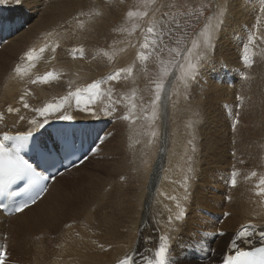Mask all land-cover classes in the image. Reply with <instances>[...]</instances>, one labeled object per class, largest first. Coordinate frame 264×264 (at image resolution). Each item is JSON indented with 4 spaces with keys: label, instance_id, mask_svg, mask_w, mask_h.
Returning a JSON list of instances; mask_svg holds the SVG:
<instances>
[{
    "label": "rangeland",
    "instance_id": "rangeland-1",
    "mask_svg": "<svg viewBox=\"0 0 264 264\" xmlns=\"http://www.w3.org/2000/svg\"><path fill=\"white\" fill-rule=\"evenodd\" d=\"M39 1L41 3H39ZM39 1L38 0H25L23 7H16L11 2L5 4L8 6H5V5L0 6V26L2 28L7 26L8 22L14 21L15 9H19L18 12H21L22 14L25 15L24 18H22L19 22L20 26H18L15 30H12L14 32L11 34V36H7V37H3V38L0 37V45H1V43H3V45L0 46V60L4 59L3 62L0 61V66L2 65L0 67V103H1L0 114H4V115L7 114L8 113L7 108L13 104V102H11L9 100V96H7V94H6V90H10L12 88V87L8 86V82H7L6 78L9 74L12 73L16 64L21 62L23 54L26 52L25 50H20V51H17L13 55H8V54H5L6 49L3 50V47L7 46V43L13 39L12 37H14V36L16 37V36H18L17 34L24 33L30 25L34 24V22L37 21L39 16L43 12H45V9H47L48 5L50 4L49 1H52V0H42V1L39 0ZM104 1L105 2L111 1L112 3H116L117 0H104ZM258 1L260 2V0H255V3H253V4L256 5V3H257V5L259 6L258 13H261L259 11V9H260L261 5L264 4V1L260 2V4ZM121 2L125 3L124 12H122L120 14L121 16L117 17L114 22H111L112 19L110 20L109 25L113 29L110 32V30L107 29L109 25H107V28L104 30V33L106 35L105 37L112 36V38H118L120 40L119 41L120 44H125L126 46L128 45L127 47L125 45H123V47H122L123 49L119 52L120 55L121 54L123 55V53H125V56L126 55L127 56L124 57L125 59H123L124 61H122V63H120L121 65L118 69H121V68L126 69L128 67L133 68V67L139 66V69L136 68V70L138 72H140V76L138 77V74H136L137 78L135 76H133V79L134 80L136 79L135 81L134 80H131V82H130V80L128 81L127 79H129V78L126 79L127 75L124 74L120 80L124 79L127 81L123 82V84L121 82H119L120 80L118 82H115V81L108 82V83L104 82V79H106L108 74L112 73L111 71H115V69H112L110 71L108 69L109 68L111 69V66L114 65V63L118 59L119 54L116 51L115 53L110 52L109 54L104 55L100 52V50L107 49V48L110 49L111 46L116 48L118 46L119 42H118V44L114 42L115 44L108 45V46L105 44L95 46L96 49L93 51H87L86 46L84 47L82 45H78V47L80 46L79 48H82L84 51L82 58L79 55H77V58L74 59L73 56L71 55V50H69V51L62 50L63 55L60 59V62H62V60H64L67 64V61L76 60L74 62H80V63L88 64L89 70L86 71L83 69L82 72H84L86 74L90 73V74H88V75H90L89 79L87 78V79L81 80L83 78V76H75L74 80H72V81L68 80V83H69L68 87H67L68 83L66 81H63V80L60 81L59 85L56 83L50 82L48 84H39L38 83V84L33 85V84L29 83L28 85L22 84L20 87L14 86L15 89L12 92V94L24 96V92L27 91L29 93L27 95V97H30L29 100L32 104L33 103L34 104L35 103H37V104H48V103H52V102H58L59 98L63 96L62 91L65 92L66 94H68L69 91L75 92L77 89L82 91L81 99L88 101V93L83 91V89L87 88L88 82H90V81L99 82L100 86H106V87L110 86L112 88L113 87L115 88V89H113L114 91L112 92L111 103H112V100L118 99L121 96L129 98V99L122 100L121 104L116 106V108H117L116 113L114 112L112 115H109V116L105 115L106 117H104L103 120H99V121L95 120L97 124L94 123V121L91 122V123H94L93 125L90 124L89 121L85 122L84 127H86V128L91 127V129L94 131L93 132V140H92V144H91V146L93 148H92L90 154L83 161H81L80 163L75 165L71 171L65 172V174L63 173L64 176L61 175L62 177L57 178V180L54 183V186L55 185L59 186V187H56V186L55 187L58 188L60 192L61 191H62V193L64 192L62 187H64V190H66V192H65L66 195H64V197H65L64 204L66 205L65 214H67V212H69V210H73V211L78 210L79 211L80 208L84 207L87 203L89 204L90 203L89 201L91 200L92 202L90 204V207L92 205V209L94 210L93 215L91 216L90 213H88V216L82 215L78 219L77 222H75L73 224L70 223L69 226L64 225L65 220L68 219V218H65L61 221L63 223H61L59 225L60 227L61 226L62 227L65 226V227L60 229L58 232L49 233V234H46L45 236L43 234L34 235L32 237L33 241H30L27 244H25V250H24L25 253L23 252L21 254V259H22L24 264H34L32 262L33 260L31 259V257H32L31 255L36 254V251L42 252V250H43L44 256L42 258L41 264H48V263L61 264V263H63L64 258L66 257L65 254L69 253V251L74 247L75 243L80 242V241H85L88 244V247H89V245H91V243L93 241H95L94 243L97 242L99 244L100 239L107 238V236L104 234V232L100 231V229L106 227V228H109L110 230H112L114 228V224H116L118 219H120L123 216L122 210L125 209L124 214L127 213L126 208L133 207L135 209H138L137 210V217L140 218V216L142 215V211H143L142 207L143 206L145 207V203L149 200V195L151 193V189H154L153 183L150 186H149V184H150V180L154 179L155 172L157 170V169H155L156 165H157V158L159 156V153L161 152V148H159V144L162 141L161 136L164 135V131H166V146L167 147L169 146V143H171V141L174 140L175 133L179 131L184 136V140L183 141L177 140L175 142L180 143L181 150H182V147L184 150L185 146L186 147H190L191 145L192 146H200V149H201L200 153L201 152L202 153L199 155H202V154L206 153L205 151L208 149L207 148L209 145L208 143H210L208 141H211V137H213V136H210L209 134L218 133V131H219L218 130L216 132V130H215L216 124L218 126H220L221 122L222 123L225 122V124L223 123V125H225L226 131L228 132V133L227 132L226 133L228 135H230V131H231V129H233V127H232L233 120L238 119L239 124H237L235 128L246 129V132L243 133L244 138L248 141H253V137H252L253 133L247 132L249 125L246 121L249 119L248 116L250 114V112H249L250 109H249L248 105L250 104V102H253V100L255 101L254 103L256 104L255 99L260 98V95L262 98L260 100V102L262 101V103L264 105V82H263L264 81V75L261 72V75L259 76L258 75L259 72L255 73V70H253L254 71L253 72L252 69H254V67L257 66L258 64H260L262 66L263 62L262 61L255 62L253 56L249 57V54L240 53V51H239V50H241V46H242L241 45V39L243 40L244 36L246 35V33H247L248 29L251 27V25L248 24V26H250V27L247 28V24L238 23L241 25V26L239 25L240 26L239 27L240 34H237V35L234 33L229 34L230 30H226V31H222V34H223L222 36H224L225 38H220V36L218 35V41L221 40V42H222V47H220L221 51L218 49L219 45H217V48L215 46L216 54L214 55L213 63L211 64V66L206 67V69L202 72V75L200 77L199 82L196 83L195 85H193L194 89L192 88L193 87L192 86L186 92L183 90L182 87H179V81L177 79H172L171 84L167 85L168 90H167V100H166V112L161 111L159 114V117L153 122L151 119V111H149V113H148L149 114L148 119L145 120L142 118V117H144V114H143V112H141L142 111L141 109H142V107H149L150 108V106H148L149 104H147V103H148L149 99L152 97V95H151L152 94L151 90L153 89L152 81H156L159 79V74H160L159 69L161 66L160 61L161 60L162 61H168V60L173 58L174 54H169L167 49H165L164 52H162L160 54L159 59L157 58V56L155 54H153L145 62L141 63V61L137 60V53L141 51L139 45L141 43H143L144 36L146 35V27H147L146 21L150 18L155 23L157 30L159 31L163 27L164 24H170L173 16H175V19H177L181 22V24L184 27V30L187 32L188 35L185 36L181 40V33L179 31H177L173 35L171 40H169L167 37H165L164 43L166 45H168L169 47H179L182 49L185 46V44H187L189 42L190 39L195 38L194 33L197 30H203V25L205 23L204 17H200L199 20L197 21L195 19V17L193 15H190V14L196 12L199 9L200 5L207 3V0H155V3L151 6H149V9H148L150 12V17L145 18V20H143V21L140 20L139 18L129 19L126 16V13L129 10L143 11L145 9L146 4H147V0H121ZM251 2H252V0H251ZM213 3L217 4L221 9H225L230 5V4H227V0H213ZM165 12L169 13V15L167 17H164L162 15ZM207 14L208 13L205 12V15H207ZM70 15H72L71 16L72 18H75L74 19L75 21H76V19H79V16H80L79 14L77 15L76 12H74ZM246 16L251 17L248 12H246ZM254 17L255 16L253 14V18ZM251 20L252 19L245 20V21L247 23H250ZM234 22L237 23L236 20ZM236 23H232L233 25L231 27H234V25ZM11 25L12 24H10L9 27H11ZM135 25H139L140 27H137L136 30L133 31V27ZM188 25H191V27H189ZM261 25H264V18L261 19ZM9 27H8V29H9ZM231 27H229V28H231ZM141 28H144L145 31H142ZM232 35H233V38L231 37ZM120 36H121V38H120ZM230 37H231L232 41L230 40ZM8 39H9V41L6 44H4L5 41ZM130 39H132V40H130ZM236 39L239 41H236ZM176 40H181V43L179 45H176L174 43V41H176ZM231 42L233 43L232 44L233 47L235 45H238L237 46V52H236V54L238 53L237 56L234 53V48L233 47L231 48V46H229V43L231 44ZM68 43L71 44L70 41H68L65 44L63 43V45L71 47L72 45H69ZM72 43L74 44V42H72ZM113 45H115V46H113ZM128 47L130 49H128ZM124 48H125V50H124ZM127 49H128V51H130V53L127 52ZM144 51H150V50H144ZM230 51H232V52H230ZM214 52H215V49H214ZM226 54H227L228 59L230 58L232 62H228L227 60L222 59L221 56L226 55ZM231 54H232V56H231ZM129 55H130V57H129ZM244 55L248 56V59L250 60L249 62L252 63L251 67H247L245 65V63H243L242 57ZM234 56L238 57V58H235ZM93 57L99 58L98 60L100 62L105 63L106 68H104V69L101 68L100 70H103L101 73L97 72L98 67H96L95 64L92 63L91 58H93ZM239 59H240V61H239ZM82 60H83V62H82ZM139 62H140V65H139ZM97 64L100 65L98 62H97ZM122 64H124V65H122ZM220 65L222 66V68L224 70L226 69V72H227V73L221 74L220 75L221 77H223L224 75H226L228 73L230 74V72L238 73V74H236V77H239V78L234 77L236 80L233 78L234 80H232V81L229 80L226 84L228 87H230V89L236 88L238 90H241L243 93H246V95L244 96V100H243L242 92H239V94H237L236 97L234 98V100L232 101V104H227L228 102L225 103V100L223 98H221V99L217 98V99L213 100L212 107L206 106L207 109L210 108V111L209 112L204 111V110H203L204 112L200 111V113H198L194 118H192L193 119L192 121L188 119L190 117V115H188V114L184 113L183 115H179L178 111L176 110V103H177V99H178L177 94L180 93V89L182 90V95H183L181 97V99H187L188 97L190 98L192 95H193V97L195 95H201V94L203 95V93H206L207 89L211 85V82H215L217 84V81H218V79H217L218 73L217 72L221 68ZM235 65H237V66H235ZM79 66L83 67L82 65H79ZM65 72H66V70H65ZM177 75H179V69H177ZM141 76H142V78H140ZM245 77H247V78H245ZM252 77H254V80ZM255 78L262 85L260 92L257 91V89H256L257 87L254 89L253 84H255ZM134 82L136 85L133 84ZM258 82H257V84H258ZM219 83H220V81H219ZM131 84H132V86H131ZM139 84H140V86H139ZM71 86L76 87V88H72ZM134 86H137V88L136 87L134 88L136 91L133 90ZM249 86L253 87V88L250 89ZM117 87H119V88H117ZM124 87H126V88H124ZM120 88H124V90L125 89L126 90L120 91L119 90ZM246 88H247V90H246ZM175 90H179V92H177V94H176ZM208 90L210 91V89H208ZM250 90H251V92H250ZM132 91L135 92V96H136L135 100L136 101L130 100V98L133 94ZM252 91H253V93H252ZM126 92H128V94ZM12 94H10V95H12ZM253 94H254V96H253ZM257 95H258V97H257ZM251 96H253V97H251ZM136 98H138V99H136ZM141 98H142V100H141ZM246 98L247 99L249 98V100H247ZM11 99L13 100V98H11ZM52 99H55V100L53 101ZM175 99H176V101H175ZM181 99H180V101H181ZM205 100H206V97L203 99L204 103H206ZM127 101L128 102L131 101V102L127 103ZM71 102H73V100H71ZM140 102L142 105L140 104ZM131 103H135L136 105L137 104L138 105L135 109H133V108H130L129 104H131ZM29 105H30V103H29ZM88 105H89V103H88ZM124 106L126 108L128 107L130 109L128 110V108L126 109ZM37 107L33 106L32 109H35ZM82 107H84V106H82ZM245 108H246V110H245ZM132 109L134 110V112ZM138 110H140V111H138ZM62 111L64 112V114L70 115L73 117H85V118H87L85 115H90V113L88 111H80L79 108L77 107V105H75V104L72 107H67L65 105V107ZM121 111L123 114L121 113ZM123 111H125V112H123ZM137 112L138 113L140 112L143 116L140 113L138 114ZM125 113L126 114L128 113L127 114L128 116L130 115V117L133 116L134 118H131L129 120L123 119L122 117L125 116ZM131 113L133 115H131ZM119 115L121 117H119ZM119 118H121V119H119ZM119 121H120V123H119ZM134 121L136 122V124L138 122H140V123L142 122L141 124L144 125L143 126L144 131L146 132V134L148 135V137L150 139V145L146 146L144 148V152H143L144 159H142L140 162L139 175L142 178L141 181H143L142 185H137L134 182L133 177H135V173L132 175V173H130V171H129V169L132 167V165H131L132 163L124 162V164H123V162H122L124 159L123 157H124V153H125V148H124L125 137H126L125 135H127V131L132 127V126H130L132 123H133V125H136L134 123ZM193 121H195L196 126L198 128L197 129L198 132H197L196 136H193V134L188 135L187 132L185 133V130L188 127H190V129L192 128L194 130V126H191ZM129 122H130V125H128ZM118 123H119V125H117ZM49 125L50 124H46L44 129H47V127ZM255 126H257L256 127V131L258 132L257 136L258 135L261 136V137L259 136L258 139L256 137V139L258 141H260L263 139L262 137H264L263 136L264 135V121L258 122L257 125H255ZM49 127H52V126H49ZM252 128H254L253 125H252ZM250 129H251V127H250ZM40 130L43 131L42 129H40ZM153 131H155L157 133V135L155 137L151 136V133ZM108 132H109V134L106 137ZM39 133L42 134L41 132H39ZM45 134H46V131H45ZM155 139H157V140L155 141ZM217 139L219 140V138H217ZM227 139H228V137H227ZM206 140L208 143L206 142ZM189 141H191V143H189ZM220 142H221V140H220ZM246 145L247 146L237 145V148L240 150L239 156L233 155V150H230V154H232L231 155L232 156L231 157L232 163L231 162H229V163L220 162V161H225L226 158L228 160H230L231 158H230V156H228L224 159L223 158L220 159L217 164L216 163L208 164V162H203V163H201L200 167L199 166L195 167L196 172H197V170L200 171L199 170L200 168L203 171L208 169V171H206L207 173H205L206 176H208L209 171L212 169V178L210 179V178L206 177L205 179H203L202 176L198 177V175H200L201 172H200V174H198V173L196 174L194 171L195 176L188 182L187 191L189 189H191V193H192L194 187H195L194 190H196L194 192L193 204H191V207L189 208L190 209L189 213H192L191 208L196 207L195 204L197 206H200L201 207L200 210L202 209V211L200 212L198 222H196V224L195 223L189 224L190 227L192 228V230L191 229L188 230L186 228L184 230V235L182 236V240L181 241L177 240V242H176L177 245H175V246L181 247L182 244H186V243H190V242L194 246H198L202 239H203L204 243L209 242L208 244L212 246V243L214 245L215 244L214 242L217 240V238L220 237L219 238V241H220L222 236H219L218 233L225 231V228H221L220 226H222L223 220L230 216V214H229L230 210L224 211V207L226 205V201H224V200H228V198H229L228 201H230V203L232 202L231 203L232 206H235L236 201H241L244 198V202L246 201V209L243 212L247 211L250 213V215H249L250 219L249 220L252 222L257 221L258 225L264 224V212L257 219L251 214L252 206L256 207L257 209H260L261 211H264V206H262L260 204L259 198H257V197L251 198L252 195H251V197H246V193L243 194V191L245 189L246 190L244 192H247V189H248V191H255L254 185L258 182L259 178L264 177V155L262 154L263 162L258 161L257 156H259L260 154L256 155L255 152L249 150V148H246V147H250L252 145V150L255 151L256 146H254L253 143L249 144V142H247ZM169 150H170V148L167 151L168 153H169ZM174 154L177 155L178 151L173 150L170 155H167L166 163H165L164 167L162 165V167L159 171V173H160L159 174V182L157 183L156 188L153 190V192L151 194L152 195L151 199L148 203L149 205H148L147 216L149 217V214H150L151 215L150 219L152 217V219L155 220V223L158 222V223L163 224L164 226L166 224L167 217L171 214L169 212V209H172L173 213L175 211H177V209L175 208V203L177 201L181 203V205H182V207H184V209H186L187 208V202H188L189 197H190L187 194V192H185V189L183 186L181 188H177V186L175 185V186H170V188L168 189V185H170L171 183L166 184L165 186H163L161 188V190L158 189V191H156L157 187L160 185L161 177H162V179L166 178V175L164 173L162 175V171L164 172L170 167L169 165L173 162L172 158L174 157ZM200 157H202V156H200ZM204 157L207 160L208 158H210V154L208 155L206 153L204 155ZM185 161L187 162V164L189 166L192 167V165H191L192 162L189 164V160H185ZM241 161H243V163H241ZM114 162H115V165H114ZM177 165H181V163L179 162V163H177ZM222 168H223V172H222ZM116 170H118V171L116 172ZM233 171L238 173L237 186L236 187H232L229 183L230 174ZM253 171L257 172V177L251 176V173ZM217 174H218V176H217ZM182 175L183 174L178 176L179 179L182 178L181 180L184 179V176L182 177ZM185 176H188V172L185 173ZM244 176H246V178H244ZM121 177H123L124 179H121ZM173 179H176V178H173ZM249 179H251L252 181ZM118 180L120 181V184L124 183V182L130 183V186L128 189V197L130 198V203L127 201H124L123 198L121 201H119V199L117 198L116 195H110L111 192H115L116 190H118L121 193V188L116 183V181H118ZM110 182H111V184H114V186L110 187V184H108ZM238 183H240V184H238ZM250 185H251V187H250ZM248 186H249V188H248ZM167 189H168V193H169V195L167 197L175 196L176 201L169 200V199H167V197L162 195L163 192H165ZM225 189H227L226 192H228V194L221 196L220 194L222 192H224ZM107 190H109V191H107ZM99 191H106L107 194L105 192L99 193ZM95 192L96 193L98 192L99 194L95 195L94 194ZM196 192H197V194H196ZM198 192H200V194L197 197ZM238 192H240V193L238 194ZM237 195L239 196V198ZM97 196H99V197H97ZM100 196H101V198H100ZM185 196H187V199H184ZM242 196H243V198H242ZM107 198H108V200H107ZM105 200H107V201H105ZM43 202H45V201H43ZM43 202H42V204H43ZM142 202H143V204H142ZM153 202H155V203H153ZM156 203L158 204V207L154 206V205H156ZM204 203H206V204H204ZM100 204H102V205H100ZM41 205H40V208H41ZM213 209L214 210L222 209V210L220 211V213H216V212L212 211ZM225 209H228V207H225ZM130 210L132 211L133 209L131 208ZM209 210L212 212L209 213L208 212ZM129 211H128V213H129ZM131 211L129 213V215H131V217L125 216L124 219L122 217V223L123 224L128 222L129 219L133 217L132 215H134V214H132ZM187 213H188V210L186 211V214ZM109 214H111V216H109ZM139 214H140V216H139ZM100 216H101V219H100ZM19 218L20 217L17 218L18 220H15V219L14 220L5 219L4 221L0 220V222L2 223V225L0 226V240H1L0 242L3 246H6V249H7V259H6L7 264L12 263L14 258L17 256L16 255L17 249L12 245L9 248V245L12 244V241H10L11 240L10 239L11 238L10 237L11 232H8V233L6 232L8 230L7 228L10 225H13V223L16 221L26 220V223L28 225V223H31L30 222L31 219L33 220L30 213H28V212L25 213V216L23 214L21 216V218L20 219ZM71 218H74V216H71ZM71 218H70V220H71ZM91 218L93 219V221L91 220ZM111 218H113V220L110 223H107V225H105V223ZM242 219L243 218L240 217L239 223H237L236 226L238 224H241ZM87 220H88V223L91 220V222H90L91 225H89L90 229L87 230L89 232H86L83 234L78 229H86L87 228L86 225L88 224ZM104 220H106V222ZM188 220H189V214H188L185 226L187 225ZM38 222L39 221H37V223ZM83 222H84V224H82ZM3 223H5V225ZM37 223H35V225L33 223L29 224L28 225L29 229H27L26 232H29L30 234H33V233L35 234L36 231H40L41 225H37ZM180 224L183 225L182 222H180ZM201 224H203L205 227H202ZM72 225H74V227L70 228V226H72ZM96 225H97V228L94 230ZM121 225L122 224H119L118 227H120ZM136 226L137 225L135 223V225L132 228V230H133L132 232L135 231ZM116 230H118V229H116ZM85 234L89 235V237H87V239L91 243L87 242L86 238L83 237V235H85ZM79 237H83V239L78 240ZM178 237H181V236H178ZM178 237H177V239H178ZM27 238H28V236H26V239ZM56 238L61 239L63 245H58L57 244L58 241H56L54 243H53V241H51V240H54ZM174 240L175 239H173V237L170 238V245L173 244ZM226 241H227V238L225 237L222 241H220V244L223 243V246H224ZM30 245H32V246H30ZM223 246H221V248ZM48 247H50V248H48ZM34 250H36V251H34ZM44 250L47 253H44ZM50 250H52V251L49 252ZM179 250H180V252H182L181 248ZM220 252H222V249L219 250V252H211V254L216 253L219 255ZM179 254H176V255H179ZM192 254H193V256H191V258H195L196 260H198L197 261L198 264H211V263H217L218 264V263L223 262V260H224L223 255H221V257H219V256L214 257L212 255L207 256V254L198 256L197 250ZM221 254H223V253H221ZM29 257H30V259H29ZM27 259H28V261L26 262ZM39 259H41V258H39ZM71 260H73V259H71Z\"/></svg>",
    "mask_w": 264,
    "mask_h": 264
},
{
    "label": "bare ground",
    "instance_id": "bare-ground-1",
    "mask_svg": "<svg viewBox=\"0 0 264 264\" xmlns=\"http://www.w3.org/2000/svg\"><path fill=\"white\" fill-rule=\"evenodd\" d=\"M228 1L229 0H227V4H230V5L227 8H225V9H227V11H226V17H225V24L223 26V30L222 31L230 30L229 34L230 33H234V34L237 35V34H240L239 27L241 26L238 23L247 24V28L250 27V26H248V24L251 25V27L248 29L246 35L244 36L243 40L241 39V45L242 46H241V50H239V51H240V53L249 54V57L253 56L255 62L262 61L263 65L261 66L260 64H258L257 66L254 67V69H252V71L255 70V73L259 72L258 73L259 76L261 75V72L264 75V42H262L260 40H257L255 44H252V45L248 44V39L252 36L253 33H255L257 36L264 37V25H261V19L264 18V13H258L259 6L257 5V3H256V5L253 4V3H255V0H252V2H251V0H230L229 2ZM262 1H264V0H260V2H262ZM123 2H121V0H117L116 3H112L111 1H106L105 2L104 0H52V1H49L50 4L48 5L47 9H45V12H43L39 16L37 21L34 22V24L30 25L25 32L23 31L24 33L21 32L22 34H17L18 36H16V37L14 36L15 38L12 37L13 39L11 41H9L10 38L5 41L4 44H6L9 41L7 43V46L3 47V50L6 49V53L5 54H8V55H13L17 51H20V50L27 51L30 48L38 49L39 47L43 46L46 43L51 45V46H55L56 44H59V47L57 48V51L55 53H52L51 47H50L43 54L41 59L36 62V67L30 69V76L29 77H25L24 79H20L19 77H17L15 75L14 71H12V73L7 76L6 80L8 82V86H10L12 88L10 90H6V94H7V96H9V100L11 102H13L11 107L18 108L19 112L18 113H16V112L7 113L5 115L4 114H0V115L3 116V119H0V133L8 132L9 134H12V133L14 134L17 131H27L30 127H32V125H30L28 123V121L31 120V119H34V118H38V114L32 111L33 106H35V107L38 106L37 108H40V107L46 105V104H37V103H35V104L33 103L32 104L30 102V100H29L30 97L25 96L23 102H26L28 104L30 103V105H29L30 107L28 109H25L23 107V102L20 99L22 95H13L12 94V92L15 89L14 86L15 87H20L22 84L23 85H28L30 83L29 82L30 78H35L38 75H43L47 71H54L56 73L58 79L52 81L51 83H56L58 85H59L61 80L66 81L67 83H68V80L69 81L74 80L75 76H83V78L81 80L90 78L89 77L90 75H88L90 73L86 74V73L82 72L83 69L86 70V71L89 70L88 69V67H89L88 64H84V63H80V62H74L76 60L67 61V64H66V62L64 60H62V62H60V59H61V57L63 55L62 50L69 51V50H72L73 48H79L80 46L78 47V45H82L84 47L86 46V50L87 51H93V50L96 49L95 46H99L101 44H105L107 46L115 44V43L118 44V42L120 40L118 38H112V36L105 37L106 35L104 33V30L107 28V25H109V22H110L111 19H112L111 22H114L116 20V18L121 16L120 14L122 12H124L125 3H123ZM260 2H259V4H260ZM39 3H41V2L39 1ZM5 6H8V5H5ZM18 11H19V9H15V19H14V21L8 22L7 23V27H9L10 24H12L11 28H14V29H16L18 26H20L19 22H20V20L22 18H24L25 15L22 14L21 12H18ZM74 12H76L77 15L78 14L80 15L81 13H87V15H80L79 19H76V21H75L74 20L75 18H72L71 17L72 15H70V14H72ZM246 12H248L251 17H247L248 15L246 16ZM96 13H99V15H97ZM253 14L255 16L254 18H253ZM250 19H252L250 21V23H247L245 21V20H250ZM235 20L237 21V23L234 22ZM78 21L83 23V27H81V25H80V23H78ZM232 23H236L234 25V27H231L233 25ZM229 27H231V28H229ZM107 29H109L110 32H111L113 28L109 25ZM222 31L219 33V36H220V38H225L224 36H222L223 35ZM121 36H120V38H121ZM231 37L233 38V35ZM231 37H230V40L232 41ZM130 40H132V39H130ZM68 41H70L71 44H69V43L68 44L72 45L71 47L63 45V43L65 44ZM236 41H239V40L236 39ZM72 42H74V44ZM232 44H233L232 42H231V44L229 43V46H231V48L233 47ZM1 45H3V43H1ZM123 45H125V44H120V42H119V44H118V46L116 48L111 46L110 49H108V48L107 49H102V50L99 49L100 52L102 54H104V55L105 54H109L110 52L115 53L116 51L119 54L118 59L116 60L114 65L113 66L110 65L111 69L109 68L108 69L109 71L112 70V69H115V71L118 70V68L121 65L120 63H122V61H124L123 59H125L124 57L127 56V55L125 56V53H123V55L122 54L120 55V53H119L123 49L122 48ZM217 45H219L218 49L220 50L221 49L220 47H222L221 40L218 41V39H217L216 48H217ZM113 46H115V45H113ZM237 46L238 45H235L233 47L234 48V53H235L236 56L238 54V53L236 54ZM245 46L247 47V51L246 52L244 51V47ZM216 48H215V54H216ZM128 49H130V48L128 47ZM128 49H127V52L130 53V51H128ZM124 50H125V48H124ZM230 52H232V51H230ZM53 55L55 56V59L51 58ZM231 56H232V54H231ZM129 57H130V55H129ZM221 57H222L223 60H227L228 62H232L230 58L228 59L227 54L223 55ZM235 58H238V57H235ZM98 59L99 58L93 57V58H91V61H92L93 64H95L96 67H98V69L96 68L97 72L101 73L103 70H100V69L101 68L102 69L106 68V65H105L104 62H100ZM0 61L3 62L4 59H2ZM239 61H240V59H239ZM82 62H83V60H82ZM97 62L100 65H98ZM79 65H82L83 67H81ZM122 65H124V64H122ZM139 65H140V62H139ZM209 66H211V65H209ZM209 66H207V67H209ZM235 66H237V65H235ZM136 68L139 69V66L138 67H133L134 70H133L131 75H127V74H126L127 76L125 75L126 79L129 78V79H127L128 81L130 80V82H131V80H134L133 76H135L137 78L136 74H138V77L140 76V72H138L136 70ZM65 70H66V72H65ZM111 72H114V71H111ZM217 73H218L217 84L215 82H211V85H210L211 87L209 86V88H208V89H210V91L206 88L207 91H206V93H203V95L202 94L201 95H195L194 97L192 95L190 98L188 97L187 99H181V97L183 96L182 95V90L180 89V93L179 94H177V92H179V90H175V92H176V94L178 96L177 103H176V110L178 111L179 115H183L184 113L188 114V115H190V117L188 119L192 121L193 120L192 118H194L198 113H200V111L201 112H204V111H208L209 112L210 108L207 109L206 106L212 107L213 100H215L217 98H220V99L223 98L225 100V103L228 102L227 104H232V101L234 100L236 95L239 94V92H242V91L238 90L236 88L230 89V87H228L226 83L229 80L232 81L235 78H239V77H236V74H238V73L230 72V74L228 73V74L224 75L223 77H221L220 76L221 74L227 73L226 69L224 70L222 68V66L218 70ZM140 78H142V76ZM252 78L254 80V77H252ZM256 78H255V84H253L254 85V89L257 87L256 88L257 91L260 92L262 85H261L260 82L257 81ZM127 80L122 79L119 82H121L123 84V82H126ZM219 81H220V83H219ZM257 82H258V84H257ZM91 83H93V81L88 82V85L91 84ZM133 84H135V82ZM68 85H69V83L67 84V87H68ZM131 86H132V84H131ZM139 86H140V84H139ZM135 87L137 88V86H134L133 90H135L134 89ZM72 88H76V87H72ZM117 88H119V87H117ZM124 88H126V87H124ZM124 88H120L119 90L120 91H122V90L125 91L126 89L124 90ZM192 88L194 89V86ZM251 88H253V87H250V89ZM109 89H115V88L114 87L112 88L110 86H108V87L100 86L99 95H97L96 101L94 103L82 100V101H84L86 103H89L88 107L91 106L90 107L91 111H88L90 113V115H85L87 118H85V117H73L72 116V119L71 120H67V121L52 118V119L48 120L47 124H52L53 123L52 125L55 126L57 129L60 126L64 125V127L66 129V126H68V127L72 126V128H73V123L77 122V120H79L80 122L89 121V123L92 124V125L94 123H96V121L103 120V118L106 117V116L104 115V113L102 111H100V109L103 108V107H106L107 105H109L111 103V100L109 98H107ZM167 90H168V86H167ZM246 90H247V88H246ZM250 92H251V90H250ZM126 93L128 94V92H126ZM252 93H253V91H252ZM10 94H12V95H10ZM242 94H243V100H244V96L246 95V93L242 92ZM254 94H253V96H254ZM62 95H63L62 97L67 96V94L65 92H63V91H62ZM253 96H251V97H253ZM205 97H206V100H205L206 103H204V101H203V99ZM257 97H258V95H257ZM11 98H13V100ZM136 99H138V98H136ZM180 99H181V101H180ZM261 99L262 98H261V95H260V98L255 99L256 100V104L254 103L255 101L253 100V102H250V104L248 105V107L250 109V111H249L250 114L248 116L249 119L246 121L248 123V125H249L248 129H247L248 130L247 132L253 133L252 134L253 136L251 135L253 137V141H248V140H246L244 138L243 133L246 132V129H244V128H240V129L235 128V130L231 129L230 135H228L227 134L228 132L226 131L225 125H223V123L225 124V122H223V123L221 122L220 126H218L216 124L215 130H216V132L219 130L218 133L209 134L210 136H213V137H211V141H208L210 143H208L207 140H206V142L209 145L207 147L208 149L205 152L208 155L210 154V158H208L207 160L204 157V155L206 153L202 154V155H199V154L202 153V152L200 153V150H201L200 146H192V145L190 147H186L185 146V149L183 150V147H182V150H181L180 143L175 142L177 140L178 141H183L184 140V136L179 131L175 133L174 140L173 141L170 140L171 143H169V146L167 147L166 146V131H164V135L161 136L162 141L159 144V148H161V152L159 153V156L157 158V165H156V168H155L157 170L155 172L154 179L150 180L149 186L152 185V183H153L154 189L156 188L157 183L159 182V174H160L159 171H160L162 165L164 167V165L166 163L167 155H170L173 150L174 151H178V154L177 155L174 154V157L172 158L173 162L169 165L170 167L166 171H164V172L162 171V175L164 173L166 175V178L162 179V177H161L160 185L157 187L156 191H158V189L161 190V188L163 186H165L166 184H168V183H171L170 185H168V189L170 188V186H175V185L177 186V188H181L182 185H183V180H181L182 178L179 179L178 176L183 174L182 177L183 176L185 177V173L186 172H188V177H189L188 182L195 176L194 175V171H195L196 174L197 173L200 174V172H201V174L198 175V177L202 176L203 179H205L206 177L211 179L212 178V169L209 171L208 176H206L205 173H207L206 171H208V169L203 171L200 168L199 169L200 171L197 170V172H196V168L195 167H197V166L200 167L201 163H203V162H208V164H210V163H216L217 164L219 162V160L222 159V158L224 159V158H226L228 156H230V158H231L232 154H230V150H233V153H235V156L236 155L239 156L240 150L237 148V145H245V146H247L246 145L247 142H249V144L253 143L254 146H256V150L255 151L252 150V145L250 147H246V148H249V150L255 152L256 155L260 154L259 156H257L258 157V161L263 162L262 154L264 155V137H262L263 139L260 140V141L257 140L260 135L257 136V133H258L256 131V127L257 126H255V125H257L258 122H263L264 121V105H263L262 101L260 102ZM52 100L54 101L55 99H52ZM71 100H73V102H71ZM141 100H142V98H141ZM247 100H249V98ZM175 101H176V99H175ZM129 102H131V101H129ZM129 102L127 101V103H129ZM74 104L76 105L75 98L73 97L65 105L67 107H72ZM140 104H141V102H140ZM0 106H1V103H0ZM82 106H84V103H82L80 105V107H82ZM130 108H128V110ZM245 110H246V108H245ZM138 111H140V110H138ZM92 112H95L96 114L93 115ZM123 112H125V111H123ZM133 112H134V110H133ZM121 113H122V111H121ZM127 114L125 113V115H127ZM131 115H133V114L131 113ZM21 116L24 117L23 121H21L19 119ZM119 117H121V116L119 115ZM132 118H134V117L132 116ZM142 118L144 119V117H142ZM119 119H121V118H119ZM93 121H94V123H91ZM40 122H43V120L41 119ZM119 123H120V121H119ZM119 123L117 125H119ZM134 123L136 124L135 121H134ZM141 123L138 122L136 125H133V123H132L130 125V122H129L128 125H130L132 127L130 129L128 128L129 130L127 131V135H125L126 136L125 137V145H124L125 153H124V157H123L124 159L122 161L123 164H124V162L132 163L131 164L132 167L129 169V171H130V173H132V175L135 173V177H133V178H134V182L137 185H142V183H143V181H141L142 178L139 175L140 162H141L142 159H144V154H143L144 148L146 146L150 145V142H149L150 139H149L148 135L146 134V132L144 131V128H143L144 125H142ZM252 125L254 126V128H252ZM75 126H76V128L75 129L73 128V129H74V131L76 130L77 133H79L78 129H80L81 131H84V129H82L83 127H81V128L77 127V124ZM191 126H194V130L192 128L190 129V127H188V128H186L185 133L187 132L188 135L189 134H193V136H196V134L198 132V130H197L198 128L196 126L195 121H193ZM36 127H38V125H36ZM250 127H251V129H250ZM52 130L53 129H51L50 131H52ZM43 132L45 134L44 130H43ZM108 134H109V132L107 133L106 137L108 136ZM227 137H228V139H227ZM256 137H257V139H256ZM217 138H219V140ZM49 139H51V135H50ZM157 139H155V141ZM220 140H221V142H220ZM3 142L4 141L2 139V136H0V143H3ZM193 147L195 148V152H193V150H192ZM169 148H170V150H169V153H168L167 151H168ZM200 156H202V157H200ZM189 157H191V162H192L191 165H192L193 169L195 168L194 171H189V167L190 166L185 161V160H189ZM179 162L181 163V165H177V163H179ZM191 162L189 161V164ZM220 162H223V163L231 162L232 163V158L230 160H228L226 158L225 161H220ZM114 165H115V162H114ZM74 166H72L67 171H63L62 173H59L53 179L52 183L48 186V188H47L48 191L43 195V197L41 199H39L37 201L36 204L31 205L29 208L24 209L20 213H16V214H13V215H10V216H4V215L0 214V220L4 221L5 219L18 220L17 219L18 217L21 218V216L23 214L25 216V213L28 212V213H30L31 217L33 218V220L31 219L30 222L35 225V223H37V221H39L37 223V225H41V227H40L41 230L40 231H36L35 234L34 233L30 234L29 232H26V230L29 229L28 225L31 224V223H28V225H27L26 220L16 221V222L13 223V225H10L7 228L8 230L6 232L7 233L11 232V236L10 235L9 236L11 237L10 241H12V244L9 245V248L12 245V246H14L17 249V251H16V253H17L16 255L17 256L14 258L13 262L10 263V264H24L22 259H21V254L25 250V244H27L30 241H33L32 237L34 235L43 234L45 236L46 234H49V233H56L60 229L64 228L65 226H69L70 223L73 224V223L77 222L78 219L82 215L88 216V213H90L91 216L93 215V211L94 210L92 209V205L90 207V204L92 202L91 200L89 201L90 202L89 204L87 203L88 205L86 204L84 207L80 208L79 211L78 210H76V211L69 210V212H67V214H65L66 205L64 204V201H65L64 195H66L65 194L66 190H64V187H62V189L64 191L62 193V191L60 192L59 189L56 188V187H59V186H56V185H55L56 187L54 186V183L57 180V178L62 177L61 175H63V173L65 174V172L71 171ZM117 171L118 170H116V172ZM222 172H223V168H222ZM217 176H218V174H217ZM173 178H176V179H173ZM244 178H246V176H244ZM249 180H251V179H249ZM116 183L121 188V193L118 190H116L115 192H111L110 195H116L117 198L119 199V201H121L122 198H123L124 201H127V202L130 203V198L128 197V189H129L130 183L124 182V183L120 184L119 180L116 181ZM108 184H110V187L114 186V184H111V182L108 183ZM238 184H240V183H238ZM250 187H251V185H250ZM248 188H249V186H248ZM154 189H151V193L149 195V200L145 203V207L144 206L142 207L143 211H142V215L141 216L139 214L140 218L137 217V210L138 209H135L133 207L126 208L127 213H125V214H124L125 209L122 210L123 219H124L125 216L126 217L127 216L131 217V215H129V213L131 211L130 210L131 208L133 209L131 211L132 214H134V215H132L133 217L130 218L129 221L124 223V224L122 223V217H121L120 219H118L117 223L114 224V228L112 230H110L109 228H106V227L105 228H101L100 231L104 232V234L107 236V238L100 239L99 244L97 242L94 243L95 241H93L91 243L87 239V237H89L88 234L83 235V237L86 238V241L90 242L91 245H89V247H88V244L85 241H80V242L75 243L74 247L69 251V253L65 254L66 257L64 258V261L61 264H116V262H117V260L119 258H122L125 254H130L131 253V249H133V248H137L138 247V250L140 252H144L145 248H148V249L154 248L155 241L157 240V233L154 232L153 229H156V228L159 229V233L160 234L167 233L170 236V238L173 237V239H175L173 244L171 245L170 251H169V258L171 259L173 264H198L197 263L198 260H196L195 258H191V256H193L192 253H194L196 250H197L198 256L207 254V256L208 255H212L214 257H216V256L221 257V255H223V258L225 259L226 255L231 253V249L229 248V242L232 239L233 235L237 231L240 230L239 227L241 225H244V224H247V223L251 222V223H254L257 226L258 230H259V228L264 227V224H259L258 225L257 221H255V222L250 221L249 220L250 219V217H249L250 213L249 212H247V211L243 212L246 209V201L244 202V198H243L244 195L242 196L243 199L241 201H236L235 206H232V204H231L232 202L230 203V201H228L229 200V198H228V200H224V201H226L225 207H228V209H225V207H224V211L225 210H230L229 211L230 216L225 218L226 220L224 219L223 220L224 223L222 222V226H220L221 228H225V231H224L225 235L222 236V238L220 240V241H222L225 237L227 238V241L224 244V246H223V243L220 244V241H219L220 237H219L214 242L215 243L214 245L212 243V246L208 244L209 242L204 243L203 239H202L200 241L199 245H198L199 247L198 246H194L191 242L190 243H186V244H182L181 247H177V246H175V245H177L176 244L177 240H179V241L182 240V236L184 235V230L186 228L188 230H190V229L192 230V228L190 227L189 224H191V223H195L196 224V222H198L200 212L202 211V209L200 210L201 207L197 206L195 204L196 207H192L191 208V212L192 213H189L190 212L189 208L191 207V204H193V200H194L193 199L194 198V192L196 191V190H194L195 187H194L192 193H191V189H189L187 191V194L190 197H189V200L187 202V208L185 209V212L188 210V213L186 214V219L182 222L183 225L180 224V228H179L178 231H172L170 229H167L161 223H158V222L155 223V220L152 219V217L150 219V216H151L150 214H149V217L147 216V214H148L147 213L148 212V205H149L148 203H149V201L151 199V196H152L151 194H152ZM168 189L165 192H163V194H162L165 197H167L169 195ZM226 190L227 189H225V191L222 192L220 195L223 196L225 194H228V192H226ZM107 191H109V190H107ZM244 191H243V194L246 193V197H251V195H252L251 198L255 197L254 191H248V189H247V192H244ZM102 192H105L107 194L106 191H99V193H102ZM99 193L95 192L94 194L97 195ZM239 193L240 192H238V194ZM196 194H197V192H196ZM199 194H200V192H198L197 197L199 196ZM97 197H99V196H97ZM100 198H101V196H100ZM238 198H239V196H238ZM107 200H108V198H107ZM107 200H105V201H107ZM43 201H45V202H43ZM42 202H43V204H42ZM153 203H155V202H153ZM102 204H100V205H102ZM142 204H143V202H142ZM204 204H206V203H204ZM40 205H41V208H40ZM154 206L158 207V204L156 203V205H154ZM221 210L222 209H219V210H214L213 209L212 211H214L216 213H220ZM128 211H129V213H128ZM212 211L209 210L208 212L211 213ZM263 212L264 211H261L260 209H257L256 207L252 206L251 214L256 219L260 215H262ZM188 214H189V220L187 221V225H186L187 227H186L185 224H186V220H187ZM71 216H74V218H71ZM101 216H100V219H101ZM109 216H111V214H109ZM240 217L243 218L242 221H241V224H238L236 226V224L239 223ZM65 218H68L67 220H65V224H64L65 226H63V227L61 226L60 227L59 225L61 223H63L61 221L63 219H65ZM70 218H71V220H70ZM91 220L93 221L92 218H91ZM91 220H90V222H91ZM106 220H104V221L106 222ZM112 220H113V218L109 219L105 223V225H107V223H110ZM90 222L88 223V220H87L88 224L86 225L87 226L86 229H78V230L81 233H83V234L86 233V232H89L87 230L90 229V226H89V225H91ZM135 223H136L137 226L135 228V231L132 232L133 231L132 228L135 225ZM3 224L5 225V223H3ZM82 224H84V222ZM119 224H122V225L120 227H118ZM1 225H2V223L0 222V226ZM201 226L205 227L203 224H201ZM72 227H74V225L70 226V228H72ZM96 228H97V225L94 228V230ZM116 229H118V230H116ZM26 236H28L27 239H26ZM149 236L153 237V241L149 242V243H145V239L147 237H149ZM178 236H181V237H178ZM83 237H79L78 240H82ZM177 237H178V239H177ZM51 241H53V243L58 241V243H57L58 245H63L61 239L56 238V239L51 240ZM253 243L256 244V245H259V241L257 239H255V238L253 239ZM0 245L3 246L1 244V242H0ZM101 245H103V248L101 247ZM30 246H32V245H30ZM221 246H223V247L221 248ZM240 247L243 248V249L251 248L249 245H246V244H241ZM48 248H50V247H48ZM180 248L182 249L181 250L182 252H180V250H179ZM104 249H107V251H105ZM221 249H222V252H220L219 255L216 254V253H212L211 254V252H219V250H221ZM34 251H36V250H34ZM51 251L52 250H50L49 252H51ZM44 253H47V252L44 250ZM221 253H223V254H221ZM176 254H179V255H176ZM31 256H32L31 259L33 260L32 262L34 264H41L42 258L44 256L43 255V250H42V252L41 251H38V252L36 251V254H33ZM39 258H41V259H39ZM29 259H30V257H29ZM71 259H73V260H71ZM27 261H28V259L26 260V262ZM6 262L7 261H5V264H7ZM48 264H52V263H48Z\"/></svg>",
    "mask_w": 264,
    "mask_h": 264
},
{
    "label": "snow or ice",
    "instance_id": "snow-or-ice-1",
    "mask_svg": "<svg viewBox=\"0 0 264 264\" xmlns=\"http://www.w3.org/2000/svg\"><path fill=\"white\" fill-rule=\"evenodd\" d=\"M11 2L16 7H23L25 0H0V6H3ZM155 0H147V4L143 11H133L129 10L126 16L129 19L139 18L140 20H145V18L150 17L149 6L153 5ZM227 9H221L217 4L213 3V0H207L199 6V9L190 14L195 17L198 21L200 17H204L205 23L203 25V30H197L194 33V37L189 40L187 44L181 49L179 47H169L164 43L165 37L169 40L172 39L173 35L179 31L181 33V40L187 36V32L184 30L183 25L175 16H173L170 24H164L163 27L158 31L155 23L149 18L146 21V35L144 36L143 43L139 45L141 51L137 53V60L145 62L153 54L159 56L165 49H167L169 54H174L173 58L168 61H160L159 69V79L152 81L153 89L152 97L149 99V107H142V112L144 113V119H148V113L151 111V119L154 122L161 111H166V100H167V85L171 84L172 79H177L179 81V87H182L184 91H188L193 85L199 82L202 72L207 66L211 65L214 60V49L217 43L218 35L223 30L225 24ZM259 11L264 13V4L261 5ZM205 12L208 14L205 15ZM99 15V13H96ZM80 15H87V13H81ZM167 17L169 13L165 12L162 14ZM81 27L83 23L78 21ZM191 27V25H188ZM139 25L133 27V31L136 30ZM145 31L144 28H141ZM181 40H176L174 43L179 45ZM257 40L264 42V37L257 36L255 33L248 39V44H255ZM51 47L52 53L57 51L59 44L51 46L49 44H44L43 46L36 48H30L27 50L22 57L20 63H17L13 71L17 77L24 79L30 76V69L36 67V62L41 59L43 54ZM150 50V51H144ZM244 51H247V47H244ZM84 51L82 48H73L71 50V55L73 58H77L79 55L83 57ZM55 59L53 55L51 57ZM243 62L247 67H251L252 63L249 62L248 56L244 55L242 57ZM177 69H179V75H177ZM133 72L132 67L118 69L104 79L105 83L108 82H118L124 74L131 75ZM247 78V77H245ZM58 79L54 71H47L43 75H38L35 78H30L29 82L33 85L35 84H48L54 80ZM167 82V83H166ZM100 83L93 82L87 86L83 91L88 93V102L94 103L96 101L97 95H99ZM113 89L108 90V98L112 99ZM29 93L24 92V96ZM24 96H21V101H24ZM82 91L77 89L75 92L69 91L67 96L60 97L58 102L48 103L40 108L32 109L33 112L38 114V118H34L28 121L32 127L27 131H17L16 134L10 135L8 132L0 133L3 141L8 143H0V194L4 196V200H0V210L5 209V200L9 198H16L13 201V205H8L12 209V213H20L24 209L29 208L31 205L37 203L39 199L48 191L46 181L49 177L42 175L40 171H37L39 164H34L30 162L31 157L25 158L29 153L38 154L41 160L47 158L48 153H46L38 142L36 136L34 135L43 129L48 123L49 119L55 118L60 120H71L72 116L64 114L62 111L65 104L75 98V103L80 111H91L88 107V103L82 101L81 99ZM129 99L128 97L121 96L118 99L112 100L107 107L100 109L104 115L109 116L116 112V106L121 103L122 100ZM130 100H135V92H133ZM84 103V107L80 105ZM23 107L28 109L30 106L28 103L23 102ZM130 107L135 109L137 105L131 103ZM8 113H18V108L8 107ZM95 115V112H92ZM125 120H129L132 117L125 115L122 117ZM0 119L3 116L0 115ZM21 121L24 117L19 118ZM43 122H40V120ZM239 124L238 119L233 120V130H235L236 125ZM38 125V127H36ZM157 133L153 131L151 136L155 137ZM31 141V143H30ZM150 142V141H149ZM191 143V141H189ZM193 152L195 148L193 147ZM235 155V153H233ZM191 162V157H189ZM243 163V161H241ZM189 171H194L190 166ZM237 176L238 173L233 171L230 174L229 183L232 187L237 186ZM252 177H257V172L253 171L251 173ZM121 179H124L121 177ZM189 177L185 176L183 179V187L185 192H187V184ZM255 197L259 198V202L264 206V177L259 178L258 182L254 185ZM167 199L176 201L175 196L167 197ZM187 199V196L184 197ZM175 208L177 211L174 213L172 209H169L171 213L167 217L165 227L172 231H178L180 228V222L186 219V212L184 207H182L180 202L175 203ZM227 215V214H226ZM157 233V240L155 241V246L152 249L145 248L144 252H140L137 248L131 249L130 254H125L122 258H119L116 264H173L169 258L170 251V236L167 233L160 234L159 229H153ZM219 236H224V232H219ZM259 241V246L253 243V239ZM153 241V237L149 236L145 239V243ZM241 244H246L251 247V250H244L240 247ZM103 248V245H101ZM229 248L231 253L226 256L223 260V264H264V227L257 229L254 223H247L241 225L240 230L237 231L229 242ZM107 251V249H104ZM7 259V249L6 246H0V264H5Z\"/></svg>",
    "mask_w": 264,
    "mask_h": 264
}]
</instances>
